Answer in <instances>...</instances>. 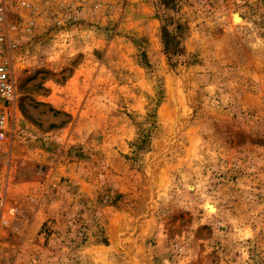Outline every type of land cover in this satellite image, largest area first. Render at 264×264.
I'll return each instance as SVG.
<instances>
[{
  "label": "rangeland",
  "instance_id": "rangeland-1",
  "mask_svg": "<svg viewBox=\"0 0 264 264\" xmlns=\"http://www.w3.org/2000/svg\"><path fill=\"white\" fill-rule=\"evenodd\" d=\"M19 38L0 264H264V0H90Z\"/></svg>",
  "mask_w": 264,
  "mask_h": 264
},
{
  "label": "built area",
  "instance_id": "built-area-1",
  "mask_svg": "<svg viewBox=\"0 0 264 264\" xmlns=\"http://www.w3.org/2000/svg\"><path fill=\"white\" fill-rule=\"evenodd\" d=\"M90 0H0V142L5 140L17 111L13 57L22 34L40 23L66 27L80 20ZM99 4L92 3V10Z\"/></svg>",
  "mask_w": 264,
  "mask_h": 264
},
{
  "label": "bare ground",
  "instance_id": "bare-ground-1",
  "mask_svg": "<svg viewBox=\"0 0 264 264\" xmlns=\"http://www.w3.org/2000/svg\"><path fill=\"white\" fill-rule=\"evenodd\" d=\"M234 21H239L240 17L237 14H234L233 16ZM208 208L212 211L214 208L212 205H208Z\"/></svg>",
  "mask_w": 264,
  "mask_h": 264
}]
</instances>
